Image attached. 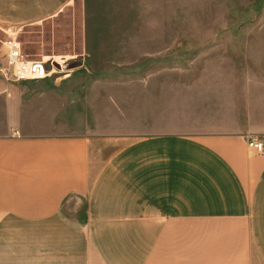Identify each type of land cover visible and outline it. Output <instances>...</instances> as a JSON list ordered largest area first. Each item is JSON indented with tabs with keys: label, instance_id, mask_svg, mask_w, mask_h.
Instances as JSON below:
<instances>
[{
	"label": "crops",
	"instance_id": "crops-1",
	"mask_svg": "<svg viewBox=\"0 0 264 264\" xmlns=\"http://www.w3.org/2000/svg\"><path fill=\"white\" fill-rule=\"evenodd\" d=\"M74 1L0 0V28L18 36ZM80 1L85 40L93 6L125 21L124 3ZM52 76L0 78V264H264V152L249 146L264 134L137 130L99 89L113 79L85 93Z\"/></svg>",
	"mask_w": 264,
	"mask_h": 264
},
{
	"label": "rangeland",
	"instance_id": "rangeland-1",
	"mask_svg": "<svg viewBox=\"0 0 264 264\" xmlns=\"http://www.w3.org/2000/svg\"><path fill=\"white\" fill-rule=\"evenodd\" d=\"M117 2L125 21H111L105 3L93 6L100 13L89 16L87 40L80 0L18 39L30 59L61 63L70 74L61 80L82 81L85 93L113 79L99 89L122 95L137 130L224 125L264 134V0ZM9 37L0 28V66Z\"/></svg>",
	"mask_w": 264,
	"mask_h": 264
},
{
	"label": "built area",
	"instance_id": "built-area-1",
	"mask_svg": "<svg viewBox=\"0 0 264 264\" xmlns=\"http://www.w3.org/2000/svg\"><path fill=\"white\" fill-rule=\"evenodd\" d=\"M4 51V63L0 66V74L8 81L45 79L54 74L57 75V78H65L70 75L64 73L65 69L61 63L57 65L53 60L30 59L16 35L10 36L4 42ZM249 146L258 152H264L263 139L252 137Z\"/></svg>",
	"mask_w": 264,
	"mask_h": 264
},
{
	"label": "bare ground",
	"instance_id": "bare-ground-1",
	"mask_svg": "<svg viewBox=\"0 0 264 264\" xmlns=\"http://www.w3.org/2000/svg\"><path fill=\"white\" fill-rule=\"evenodd\" d=\"M45 61H47V60H45Z\"/></svg>",
	"mask_w": 264,
	"mask_h": 264
}]
</instances>
